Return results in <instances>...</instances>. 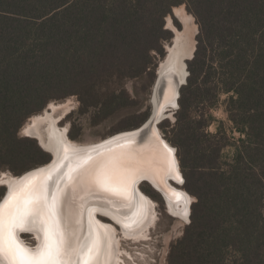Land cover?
Listing matches in <instances>:
<instances>
[{
    "label": "trees",
    "instance_id": "trees-1",
    "mask_svg": "<svg viewBox=\"0 0 264 264\" xmlns=\"http://www.w3.org/2000/svg\"><path fill=\"white\" fill-rule=\"evenodd\" d=\"M181 4L199 32L171 142L196 201L167 264H264V0H0V172L49 160L18 131L50 101L75 95L94 121L136 104L124 84L155 67ZM222 93L235 141L190 112ZM148 116L127 115L126 128Z\"/></svg>",
    "mask_w": 264,
    "mask_h": 264
},
{
    "label": "bare ground",
    "instance_id": "bare-ground-1",
    "mask_svg": "<svg viewBox=\"0 0 264 264\" xmlns=\"http://www.w3.org/2000/svg\"><path fill=\"white\" fill-rule=\"evenodd\" d=\"M183 6L172 8L183 29L179 30L173 25L170 15L165 17V27L173 32V39L167 49L165 48L167 52L157 67L156 76H163L167 82L160 104H157L156 100L152 101L151 90L153 119L160 114L163 119L173 117L172 110L166 109L165 106L174 97L171 82L175 74L180 77L185 74L182 60L189 58L194 49L197 25L194 24L193 15L187 13ZM70 108V101L52 104L48 111L33 115L24 126L25 136L39 140L42 149L53 153V160L31 168L32 170H28L30 172H24L22 176L2 171V175L6 174L1 175L0 183L8 187L4 201L13 193L23 196L33 191L41 194L46 192L49 201L53 196L57 197L59 222L67 235L73 237V246L78 251L77 255L72 256L70 264H83L85 259H89L90 264H122L119 250L121 241L145 236L157 219L154 207L158 204L140 188V184L145 181L136 185V193L132 188L133 183L137 184L140 179L147 178L146 183L160 192L163 190L159 184L163 185L167 191V194H164L166 202L160 193L159 195L164 201L167 213L183 223L189 220L188 202L195 198L181 187L182 185L175 187L173 182L163 175L165 172H171L170 176L180 183V174L177 178L168 163L175 160L172 155L174 147L164 138L158 123L143 132L134 127L97 142L82 144L69 138L66 128L58 125L57 121L61 116L54 114L58 110L64 114ZM130 148H134L133 154L141 159L143 170L134 177H129L127 184L120 187L118 194L89 186L86 177H82L75 184L69 179L70 174L75 176L76 171L91 160L101 156L112 158L128 152ZM168 149H172L171 154ZM176 172L179 173L177 167ZM101 216H108L113 221ZM29 234L32 236L30 240H34L33 245H29L22 237L18 236V239L25 248L35 251L43 243L44 234L42 231H32Z\"/></svg>",
    "mask_w": 264,
    "mask_h": 264
},
{
    "label": "rangeland",
    "instance_id": "rangeland-1",
    "mask_svg": "<svg viewBox=\"0 0 264 264\" xmlns=\"http://www.w3.org/2000/svg\"><path fill=\"white\" fill-rule=\"evenodd\" d=\"M183 7L185 8V11L189 13L185 5ZM170 18L173 25L177 29H183L181 21L174 16L173 11L170 13ZM193 21L194 24L197 25V31L194 35V40L197 42L199 27L195 21V17ZM171 34L172 37L169 40H165L162 42L161 53L151 52L154 56L153 62L155 64V67L148 71V73L144 76L127 80L125 82L124 87L126 91L132 98L136 100V104L118 110L111 117L105 120L94 121V112L96 111V109L91 108L89 110L81 111L77 97L75 95H71L60 100H52L48 102V104L38 113L42 114L46 110L48 111L52 104L57 105L70 101L71 108L67 112L61 114V110H58L55 111L54 114L56 116L58 115V117L61 116V119H59L61 120V122L60 124L58 123V125L60 127L68 129V136L69 134L75 136L73 139L70 136L69 138L82 144L97 142L117 132L128 130L125 125L127 123V115L139 112H148L149 115L151 112V90L154 78L156 76L155 69L158 62L160 63V61L164 59L165 52H167V50L165 51V48L167 49L169 44L172 43V31ZM227 98L228 94L222 93L220 94L218 101L210 108L199 106L192 109L190 112L191 115L195 118L201 115V113H204V119H209L210 122L206 128L207 132L215 133L218 128H220V130L225 132L226 137H228L230 141H235L238 138V132L232 129V123L229 120L228 113L226 111ZM178 109L174 114H172L173 117L164 118L158 124L159 130L164 138L174 147L176 146L171 142V139H173L174 137V125ZM32 116L28 117L24 124L20 127L18 131V134L20 136H25L24 126L28 123V121H30ZM232 152V146L224 148L222 151L223 159L227 160L228 158H230ZM4 172H0V179L3 175L6 174L5 173L2 175V173ZM140 185L141 190L149 195L154 203L158 204V206L154 207V209H156L155 211L157 219L154 224H152L151 227L147 230L145 236L132 239H128L126 237L127 239H123L121 241L119 245L120 261L122 260V264H167L169 251L171 247L176 243V241L181 237L183 229L187 224L183 223V221L181 222L180 220H178V218L176 219L171 217L167 213V209L165 207L163 199L161 198L159 193L155 191L148 183L143 182ZM22 237L27 243H29V245L34 244V240H30L28 235H22Z\"/></svg>",
    "mask_w": 264,
    "mask_h": 264
},
{
    "label": "snow or ice",
    "instance_id": "snow-or-ice-1",
    "mask_svg": "<svg viewBox=\"0 0 264 264\" xmlns=\"http://www.w3.org/2000/svg\"><path fill=\"white\" fill-rule=\"evenodd\" d=\"M134 148L112 158L101 156L79 168L75 176L69 175L73 184L86 177L89 186L118 194L129 177L143 170L141 159ZM171 154L172 149H168ZM177 178L175 160L168 162ZM71 173V170H70ZM57 197L48 200L46 192L33 191L25 195L13 193L0 203V264H70L78 251L73 237L67 235L59 222ZM42 231L43 243L35 250L25 248L18 239L19 233ZM90 255V253H89ZM83 264H90L85 259Z\"/></svg>",
    "mask_w": 264,
    "mask_h": 264
},
{
    "label": "water",
    "instance_id": "water-1",
    "mask_svg": "<svg viewBox=\"0 0 264 264\" xmlns=\"http://www.w3.org/2000/svg\"><path fill=\"white\" fill-rule=\"evenodd\" d=\"M170 15V14H168ZM166 20V18H165ZM196 41H195V45H194V49H193V52L191 54V56L189 58H183L182 62L184 64V69H185V74L183 76H179L175 74V76L173 77V80L171 82V85H172V92L174 93V97L172 99L171 102L167 103L165 106H166V109H171L172 110V114L175 113V111L179 108V97H180V89L183 85H185L187 83V77L189 75V71L187 69V61L192 59L193 55H194V51L196 49ZM159 65V62L157 64V66ZM157 66H156V69H155V74L157 73ZM167 82L165 80V78L163 76H155L154 78V81H153V85H152V101L153 100H156L157 104H160L161 100H162V95H163V92H164V89H165V86H166ZM152 117V113L150 112L148 118L141 124L139 125L137 128H139L140 132H143L145 129L147 128H152L153 124H159L160 121L163 120V117H162V114L158 115V117ZM155 120V121H154ZM59 124L61 122V120H58L57 121ZM147 123V124H146ZM68 131V129L66 128V132ZM27 137H30V136H27ZM31 138H34V137H31ZM157 138V137H156ZM36 141H37V144L42 148L43 146H41L40 144V141L37 140L36 138H34ZM158 140H160L159 138H157ZM161 141V140H160ZM162 146H165L163 143H161ZM173 146V145H172ZM174 147V146H173ZM44 150V148H43ZM45 152H47L49 155H50V158L49 160L46 162V163H49L51 160H53V153L51 151H47V150H44ZM176 147H174V150L172 152V155L174 156L175 158V164H176V167H177V170L179 171V174H180V183H178L176 180H174L170 175L171 172H165L163 175L164 177H167L168 180H171L173 182V185L176 186H183L184 188V182H185V178H184V175H183V172L181 170V167H180V163H179V159L177 157V154H176ZM177 158V159H176ZM46 163H43V164H46ZM41 166V165H39ZM30 170V169H29ZM32 170V169H31ZM6 172H8L9 174H13L12 172L8 171V170H5ZM25 173L26 172H30V171H24ZM24 172L18 174V176H22L23 174H25ZM14 176H16V174H13ZM142 181H145V182H148L147 178H142L138 181L137 184L133 183V186L132 188L134 189V193H136L135 191V188H136V185H139ZM1 187L4 188V192L0 198V203H2L7 195V192H8V187L7 185H0ZM161 190H163L162 192H160L159 190H156L158 191V193H160V195L162 196V198L164 199V201L166 202L165 200V193L167 194V191L165 189V187L161 184H159ZM141 187V185H140ZM153 187V186H152ZM154 188V187H153ZM155 189V188H154ZM185 189V188H184ZM186 190V189H185ZM195 198V197H194ZM196 201V198L195 200L191 201V202H188V213H187V218H189V220L186 222V224H188L190 222V214H191V204ZM190 208V209H189ZM102 218L106 219V220H110V221H113L111 218H109L108 216H101ZM116 224V222H114ZM22 235H28L29 236V239H32V236L29 234V233H19L18 236L21 238ZM23 238V237H22Z\"/></svg>",
    "mask_w": 264,
    "mask_h": 264
},
{
    "label": "flooded vegetation",
    "instance_id": "flooded-vegetation-1",
    "mask_svg": "<svg viewBox=\"0 0 264 264\" xmlns=\"http://www.w3.org/2000/svg\"><path fill=\"white\" fill-rule=\"evenodd\" d=\"M164 202V201H163ZM166 207V206H165ZM173 218H175V217H173ZM177 219V218H176ZM178 220H180V219H178ZM181 221V220H180ZM182 222V221H181ZM34 239V238H33Z\"/></svg>",
    "mask_w": 264,
    "mask_h": 264
}]
</instances>
